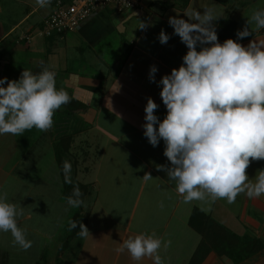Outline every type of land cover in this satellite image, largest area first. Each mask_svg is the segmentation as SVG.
Wrapping results in <instances>:
<instances>
[{
	"label": "crops",
	"instance_id": "1",
	"mask_svg": "<svg viewBox=\"0 0 264 264\" xmlns=\"http://www.w3.org/2000/svg\"><path fill=\"white\" fill-rule=\"evenodd\" d=\"M54 3L40 9L35 0H0V79L18 80L23 70L37 74L47 68L55 73L57 89L71 97L49 130L0 136V193L23 208L18 227L32 241L24 251L14 246L10 233L0 232V264H152L117 251L125 239L141 233L171 241L160 250L164 264H190L204 240L190 225L195 211L244 242L264 245V196L249 199L242 193L233 204L223 199L183 203L175 182L158 170L171 167L163 141L151 146L142 127L148 98L158 105L154 114L161 121L166 115L161 88L149 82L150 67L157 68L158 82L178 69L187 53L169 18L188 19L192 10L203 14L211 8L219 17L213 22L217 36L222 20L240 30L249 22L253 36L239 42L247 46L264 41V29L251 22L255 11L264 10V0H141V9L118 13L107 7L73 33L41 36ZM140 22L149 26L138 29ZM162 30L170 36L163 45L158 40ZM59 143L68 148L76 181L87 189L80 207L63 197ZM261 170L264 160L252 161L246 174L254 179ZM145 174L153 180L144 181ZM78 215L90 236L72 237L70 225ZM261 261L264 250L241 264ZM201 264L233 263L213 252Z\"/></svg>",
	"mask_w": 264,
	"mask_h": 264
},
{
	"label": "clouds",
	"instance_id": "2",
	"mask_svg": "<svg viewBox=\"0 0 264 264\" xmlns=\"http://www.w3.org/2000/svg\"><path fill=\"white\" fill-rule=\"evenodd\" d=\"M35 2L46 9L52 0ZM218 18L211 8L203 14L192 10L188 19L170 17L168 23L187 53L181 66L158 82L157 68L149 69V82L161 88L159 96L166 115L161 121L154 114L158 105L148 98L143 135L153 147L163 141V155L171 167L162 165L158 170L166 172L169 182H175L176 192L186 204L220 199L233 204L242 193L249 199L264 196V170L254 179L246 174L252 161L264 160V41L242 46L227 39L221 44L213 25ZM251 22L257 30L264 29V10L255 11ZM248 23L236 33L237 40L252 35ZM148 26L140 22L138 29ZM169 39L162 30L159 42L163 45ZM70 101L64 88L57 89L55 73L47 68L37 74L23 70L18 80L0 79V136H22L33 128L47 131L56 112ZM62 170L64 182L72 184L71 163L64 161ZM143 180L153 179L145 174ZM82 195L79 186H74L67 203L80 207ZM22 214V207L0 193V232L10 233L14 246L27 251L32 241L18 227L17 217ZM78 224L79 235L90 236L80 222H71L70 230ZM170 245V240L163 241L154 233H141L125 239L117 251H127L135 262L150 259L152 264H164L160 250Z\"/></svg>",
	"mask_w": 264,
	"mask_h": 264
},
{
	"label": "trees",
	"instance_id": "3",
	"mask_svg": "<svg viewBox=\"0 0 264 264\" xmlns=\"http://www.w3.org/2000/svg\"><path fill=\"white\" fill-rule=\"evenodd\" d=\"M218 2H224V0H216ZM219 35H218V42L219 43H223L224 41H226L227 39H232L235 42H242L245 40L250 39L253 36L252 35L245 37L243 39L237 40V36L236 33L238 31H242L240 29H238L235 25V23L229 19H225L222 20L219 23ZM69 142V140H68ZM68 152V148H64L62 147L61 143H59L56 146V156H57V163H58V167H59V173L61 176V180H62V185H63V197L64 200L67 201V198L69 196H71L72 191H73V187L74 186H79L80 191L82 192V197L81 199L83 200L84 197L87 194V189L86 187L80 185L77 181H76V177H75V173H74V167L73 164L70 162V160H68L66 154ZM64 161H68L71 163L72 166V170H71V179H72V184H66L64 182V174H63V170H62V166H63V162ZM202 221L204 220V222H207L209 224H212L211 226L213 228L212 229V234L213 231L216 230V232H214V245L221 246L219 253L218 254H223L225 255L233 264H241L253 257H255L258 254H261L264 250V245L258 241V240H247V241H242L236 237H234L233 235H231L230 233H228L224 228H222L219 224L215 223L214 221H212L210 218H206L205 216H202L200 214V212L195 211L192 214V217L190 219V225L194 228L193 222L197 219H199ZM199 220V223H201ZM75 221L77 223H81L84 225V217L83 216H76ZM195 229V228H194ZM215 229V230H214ZM199 234H201L204 238L202 244L200 245V247H198L197 252L194 256V258H192V261L190 262V264H200L202 261V259H198V257H203V255L205 254V252H203L204 248L209 249L210 247L209 245L206 243H208L209 241H207V236L205 234V232H203L202 230H197L195 229ZM79 224L77 225V228L74 229L73 231V235L72 237H76V236H80L79 235ZM210 243V242H209ZM203 253V254H202ZM198 259V260H197Z\"/></svg>",
	"mask_w": 264,
	"mask_h": 264
},
{
	"label": "built area",
	"instance_id": "4",
	"mask_svg": "<svg viewBox=\"0 0 264 264\" xmlns=\"http://www.w3.org/2000/svg\"><path fill=\"white\" fill-rule=\"evenodd\" d=\"M115 7L118 13L142 8L141 0H56L38 33L44 37L75 32L95 11Z\"/></svg>",
	"mask_w": 264,
	"mask_h": 264
},
{
	"label": "rangeland",
	"instance_id": "5",
	"mask_svg": "<svg viewBox=\"0 0 264 264\" xmlns=\"http://www.w3.org/2000/svg\"><path fill=\"white\" fill-rule=\"evenodd\" d=\"M56 1V0H55ZM199 220H200V218L199 219H197V220H195L194 222H193V225H194V228L195 229H197V230H202L203 232H205V234L206 235H208L207 236V241H209L208 243H206V245L208 244L209 246H210V250L209 249H206L207 248V246H206V248H204L203 250V252H205V254L203 255V257H198V259H202L201 261H202V263L205 261V259L211 254V253H213L214 252V254H215V256L216 257H218V258H222L223 256H225V255H223V254H218L219 253V250H220V247L221 246H216V245H213L214 243H213V241L215 242V239H214V232H216V230L215 231H213V234H212V229L211 228H213L211 225L212 224H209V223H207V222H204V220H200V222L201 223H199ZM211 242H212V247H211ZM203 254V253H202ZM197 259V260H198ZM201 264V263H200ZM258 264H264V261H261L260 263H258Z\"/></svg>",
	"mask_w": 264,
	"mask_h": 264
}]
</instances>
